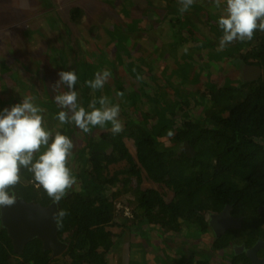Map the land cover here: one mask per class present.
I'll return each instance as SVG.
<instances>
[{
	"label": "trees",
	"instance_id": "1",
	"mask_svg": "<svg viewBox=\"0 0 264 264\" xmlns=\"http://www.w3.org/2000/svg\"><path fill=\"white\" fill-rule=\"evenodd\" d=\"M81 13L80 8L71 10L74 19ZM248 45L245 50L242 47L247 45L237 47L241 64L260 66L262 75L254 79L244 77L236 84H225L210 92L205 87L200 96L204 109L200 110L194 98H189V90L184 94L176 90L175 103L160 104L154 96L161 91L172 92L163 85L158 91L143 93L144 97L140 94L137 103H132L137 119L132 113L120 112L124 126L118 135L111 133L109 124L96 137L88 136L84 146L72 151L75 161L71 155L68 159V166L81 188L70 190L59 205L69 213L58 232L68 242L66 251L53 257L51 250L43 248L41 239L34 238L22 252H17L7 229L0 225V264H109L107 253L114 249L116 242L107 226L117 222L115 200L121 191L133 194L128 204H134L132 223H136L138 230L143 222L170 234L179 233L181 239L183 228L188 225L207 236L211 230L210 213L229 204L236 215H246L244 232L251 235L253 242L256 237L252 236L255 232L251 225L259 226L258 229L262 220L250 218L260 217L258 208L264 204V32L257 31ZM86 65L82 67L88 70ZM87 73L84 75L86 86L91 89L87 81L94 79L96 71ZM192 86L190 90H195ZM94 91V96H102L101 89ZM177 96L181 97L180 102ZM152 100L155 103L150 105ZM91 101L92 98L88 106ZM96 101L99 107V100ZM153 112L160 120L157 128L148 122ZM68 124V128L59 132L75 145V124ZM54 137H50L49 143ZM125 138L133 139L136 158ZM185 141L194 149L191 156L180 149ZM37 153L34 159L41 152ZM77 158L81 159L78 168L75 167ZM122 161L126 165L112 172L111 166ZM21 174L17 196L43 205L51 202L42 189L33 186L31 173L22 169ZM142 174L164 184L173 192V198L166 201L158 189L142 188ZM213 239L207 236L206 241L212 251H218L229 244L231 235ZM186 241L197 243L194 238ZM196 248L184 250L185 257L194 259V264H209L210 258H203V250L198 252Z\"/></svg>",
	"mask_w": 264,
	"mask_h": 264
},
{
	"label": "rangeland",
	"instance_id": "2",
	"mask_svg": "<svg viewBox=\"0 0 264 264\" xmlns=\"http://www.w3.org/2000/svg\"><path fill=\"white\" fill-rule=\"evenodd\" d=\"M73 8L82 10L76 19L71 15ZM179 9L178 0H0V110L30 96L41 109L43 126L54 136L69 127L57 117L58 112L69 111L54 100L56 95L68 91L63 84L56 88L58 72H77V104L91 111L87 102L99 97L87 89L84 75H88V70L104 69L111 75L101 89L102 96L118 103L123 114H134L135 119L138 115L132 103H137L140 94L144 97L143 93L158 91L163 85L172 92L161 91L154 96L160 104L175 103L176 90L182 94L189 90V98L193 97L199 109H204L200 96L205 87L210 92L242 80L237 47L247 45L242 47L245 50L250 46L247 40L236 41L218 50L222 32L217 20L221 9H215L212 0H195L185 13ZM83 64L88 70L83 69ZM191 85L197 91L190 90ZM177 101H181L180 96ZM152 102L155 103L152 100L149 104ZM154 113L148 122L157 128L160 120ZM89 127L92 130L87 135L74 126L78 141L72 151L84 146L88 136L96 137L106 128ZM125 141L136 158L133 139ZM45 150L46 146H42L40 152ZM71 158L74 162L73 153ZM80 160L76 159V168ZM125 165L124 161L113 164L111 171ZM141 187L158 189L166 201L174 195L146 174H142ZM73 188L79 190L81 186L77 183ZM119 189L123 187L119 185ZM129 200H133V194L123 191L115 200L117 222L107 226L116 242L107 253L109 264H189L191 259L185 257L184 250L194 247L198 252L203 250L202 257L210 258L209 264H223L224 254L209 248L206 233L195 232L188 225L184 226L181 239L179 233L170 234L143 222L140 230L135 228L134 204H128ZM192 238L197 243L186 241Z\"/></svg>",
	"mask_w": 264,
	"mask_h": 264
},
{
	"label": "clouds",
	"instance_id": "3",
	"mask_svg": "<svg viewBox=\"0 0 264 264\" xmlns=\"http://www.w3.org/2000/svg\"><path fill=\"white\" fill-rule=\"evenodd\" d=\"M181 13L190 10L195 0H178ZM215 9H221L217 23L222 32L219 38V51L236 41H251L257 31L264 32V0H212ZM56 88L66 85L68 91L54 97L63 109L57 117L61 124L74 122L83 132L91 131L90 125L104 127L111 125L115 136L123 131L120 120V105L113 104L107 96L92 100L91 111L77 104L78 93L75 90L78 75L75 70L58 72ZM109 70L97 71L94 79L87 81L93 89H103L110 77ZM118 95H121L118 93ZM51 133L43 126L41 109L33 104L32 97L25 96L22 101L0 110V209L10 207L17 200L16 189L21 185L22 169L32 175V184L42 189L54 204L51 216L57 225H62L69 215L61 208L60 202L77 184V178L68 166V159L74 147L72 139L57 132L51 140ZM42 146L46 150L34 160V154Z\"/></svg>",
	"mask_w": 264,
	"mask_h": 264
},
{
	"label": "water",
	"instance_id": "4",
	"mask_svg": "<svg viewBox=\"0 0 264 264\" xmlns=\"http://www.w3.org/2000/svg\"><path fill=\"white\" fill-rule=\"evenodd\" d=\"M249 67L255 69L254 78H257L261 67L254 65H249ZM246 78L253 79L251 76H246ZM180 149L190 156L194 154V149L187 141L180 146ZM55 207L52 202L43 205L41 202L27 201L17 196L15 204L0 209L1 225L7 229L12 238L15 251L22 252L24 246L34 238L41 239L43 248L51 250L53 257H58L66 251L68 242L59 236L60 226L53 221L51 216ZM214 217L215 215H212V218ZM212 224L211 222V226ZM253 260L254 263L258 262L254 257Z\"/></svg>",
	"mask_w": 264,
	"mask_h": 264
},
{
	"label": "flooded vegetation",
	"instance_id": "5",
	"mask_svg": "<svg viewBox=\"0 0 264 264\" xmlns=\"http://www.w3.org/2000/svg\"><path fill=\"white\" fill-rule=\"evenodd\" d=\"M241 65L243 68L240 69L241 71H244L250 64H245L242 62ZM241 71L240 73H242ZM262 73L263 70L261 68V72L259 73L258 77L262 75ZM241 77L244 79L242 74ZM258 211L261 214L260 217L254 216L250 218L262 220V225L259 223L260 228L258 229L257 227L259 226L251 225V229H253L255 232L252 234V236L256 237L254 238L255 240L253 242L250 241L251 235L249 236V233L244 232V216L246 215H236L232 205L227 204L222 210L210 213L209 224L211 225V222L213 224L207 236L213 237L216 240L220 239L221 237L231 235L229 244L225 248L218 250L221 252V254H224L222 260L223 264H264V204L258 208ZM212 215H215V217L212 218ZM232 231H234V233H232ZM253 257L257 259L258 262L254 263Z\"/></svg>",
	"mask_w": 264,
	"mask_h": 264
},
{
	"label": "crops",
	"instance_id": "6",
	"mask_svg": "<svg viewBox=\"0 0 264 264\" xmlns=\"http://www.w3.org/2000/svg\"><path fill=\"white\" fill-rule=\"evenodd\" d=\"M242 75L245 76H251L253 77L254 74L256 73L255 69L250 68L249 65L247 66V68L244 71H241ZM254 72V74H252Z\"/></svg>",
	"mask_w": 264,
	"mask_h": 264
}]
</instances>
